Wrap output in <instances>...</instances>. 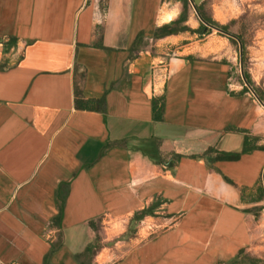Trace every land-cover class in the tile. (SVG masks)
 Wrapping results in <instances>:
<instances>
[{
  "label": "crops",
  "instance_id": "1",
  "mask_svg": "<svg viewBox=\"0 0 264 264\" xmlns=\"http://www.w3.org/2000/svg\"><path fill=\"white\" fill-rule=\"evenodd\" d=\"M100 2L0 0V264H45L59 232L48 264H79L96 238L90 222L104 220L109 241L150 206L163 217L156 230L148 224L95 264H226L243 249L262 257L264 151L202 156L241 152L240 131L264 145V107L240 93L227 59L161 58L179 38L153 41L173 20L162 0ZM141 32L156 56L148 48L132 59ZM173 154L181 159L170 168L161 157Z\"/></svg>",
  "mask_w": 264,
  "mask_h": 264
},
{
  "label": "rangeland",
  "instance_id": "2",
  "mask_svg": "<svg viewBox=\"0 0 264 264\" xmlns=\"http://www.w3.org/2000/svg\"><path fill=\"white\" fill-rule=\"evenodd\" d=\"M162 5L168 13L167 18L171 17L174 20L183 12V3L178 0H162ZM199 6H202L204 12L216 22L221 25H230V34L243 37L246 43L245 68L256 87L264 94V0H202ZM187 17L190 28L195 30L200 27L201 21L191 0ZM208 29L210 31L203 36L192 33L177 36L179 37L177 41L169 43L167 49L160 53L161 58L167 61L174 55H180L184 52L185 54L189 53L192 56H202L203 58L227 59L233 64L232 80L239 83L238 76L241 66L239 60L240 46L238 44L233 45L228 36L214 28L208 27ZM161 218L163 217L152 214L141 222L135 223L133 225L134 233L128 232L129 224L127 231L123 235H119L109 241H107L106 235L108 230H105L106 225L104 224V220H101L99 223V236L102 250L98 256L105 249L115 247L119 241H126L131 237L135 238L137 233L144 227H147L148 224L149 229L147 233L155 231L154 225H157L156 222H159ZM143 221L147 223L143 225ZM262 221V239L264 240V218ZM258 250L259 254H264V241ZM104 257V255L101 256V258Z\"/></svg>",
  "mask_w": 264,
  "mask_h": 264
},
{
  "label": "trees",
  "instance_id": "3",
  "mask_svg": "<svg viewBox=\"0 0 264 264\" xmlns=\"http://www.w3.org/2000/svg\"><path fill=\"white\" fill-rule=\"evenodd\" d=\"M179 2L183 3V12L179 15L178 18L172 20L169 23L163 24L162 26L158 27L155 30L153 41L154 43L165 39L167 37L171 36H181L186 33H192V34H199L201 36L207 34L210 30L208 27L211 28H216L219 29L220 31L223 32L224 35L228 36L230 42L233 45H241L243 48V53L242 57L240 55V64L242 65V70H243V75L244 79L242 77V70L241 66L239 69V76H238V82L236 83L232 80V82L238 86L242 87V91L240 92L241 94L249 93L250 91H253L254 95L257 97L259 101L264 103V94L256 87L254 82L252 81V78L248 71L245 68L244 61H245V48H246V43L243 39L242 36H234L230 34V25H221L220 23L216 22L212 17L208 16L202 6L197 7L198 15L201 21V25L198 29H192L188 25V17H187V12L188 8L190 6V0H178ZM108 0H101V5H106ZM11 43H14L15 40H10ZM10 43V44H11ZM149 40L146 39L144 36V33L141 32L138 34L136 37L130 53H131V58L133 59L135 57L136 52H141L145 51L146 49H150L152 55L156 56L155 53V47H149ZM233 73V72H232ZM233 77V74H231ZM152 108H153V117L155 121H161L163 119L164 115V101L163 99H153L152 101ZM242 133H246L244 137V144L241 152H224V151H218L215 148H210L208 149L202 156V158L207 159L210 162H215V161H238L242 155L252 153L254 151H264V145H260L261 139L257 137L250 136L248 132L245 131H240ZM181 156L178 154H173L172 158L169 162L165 161L161 157V161L166 163V165L170 168H173L176 166V164L180 161ZM257 195H256V201L257 202H263L264 201V182L260 181L259 185L257 186ZM243 196H244V190L242 191ZM254 200V199H252ZM262 208H256L255 211H260ZM153 211V206H150L149 208L137 212L134 214V216L130 220V226L128 232L131 231V233H134L133 230V225L137 222H141L148 216L152 215ZM61 217L62 214L58 217H56L52 221L51 227H55L57 229H60L61 225ZM101 220L95 221V222H90V227L93 229V231L96 234V240L94 243L89 244L85 250L82 253H79L75 255V259L79 262V264H95L94 260L95 257L98 256L99 252L102 250L101 242H100V236H99V223ZM98 223V224H97ZM63 246V235L62 233H58L56 240L51 243V249L49 255L45 259V264L49 263L51 255H53L55 252L60 250ZM226 264H264V256L258 257L256 255H253L252 253L248 252L246 249L241 250L237 256L232 259L231 261L227 262Z\"/></svg>",
  "mask_w": 264,
  "mask_h": 264
},
{
  "label": "water",
  "instance_id": "4",
  "mask_svg": "<svg viewBox=\"0 0 264 264\" xmlns=\"http://www.w3.org/2000/svg\"><path fill=\"white\" fill-rule=\"evenodd\" d=\"M192 4H193V7L198 15V11H197V7L201 4L202 0H191ZM199 16V15H198ZM215 30L223 33L222 31H220L219 29H216L214 28ZM242 53H243V48L242 46L240 45V55L242 57ZM241 70H242V65H241ZM242 77L244 79V75H243V70H242ZM253 93V91H251ZM254 94V93H253ZM259 101V100H258ZM259 103L264 107V103H262L261 101H259ZM263 182H264V176H263Z\"/></svg>",
  "mask_w": 264,
  "mask_h": 264
}]
</instances>
